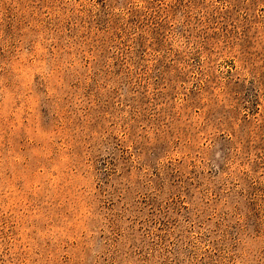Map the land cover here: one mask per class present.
<instances>
[{"label": "rangeland", "instance_id": "1", "mask_svg": "<svg viewBox=\"0 0 264 264\" xmlns=\"http://www.w3.org/2000/svg\"><path fill=\"white\" fill-rule=\"evenodd\" d=\"M0 264H264V0H0Z\"/></svg>", "mask_w": 264, "mask_h": 264}]
</instances>
